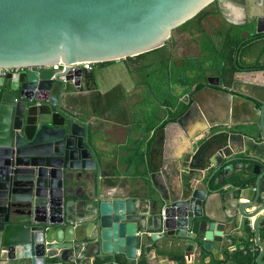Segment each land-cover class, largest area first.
I'll list each match as a JSON object with an SVG mask.
<instances>
[{
  "label": "water",
  "instance_id": "1",
  "mask_svg": "<svg viewBox=\"0 0 264 264\" xmlns=\"http://www.w3.org/2000/svg\"><path fill=\"white\" fill-rule=\"evenodd\" d=\"M218 1L0 0V68L17 69L0 77L3 258L45 264L121 254L133 261L138 244L148 233L151 240L183 239L186 251L196 248V239L215 256L228 247L223 242L225 224L202 220L207 192L195 186L194 177L177 179L167 197L159 192L151 196L150 209L144 207L143 197L137 204L122 195L96 190L102 174L100 162L90 142L88 124L75 117L74 97L93 79L85 69H70L159 50L170 42L173 31ZM245 6L246 34L257 42L264 36V2L248 0ZM54 65L63 70L55 71ZM206 82L213 86L209 79ZM209 86L190 97L192 103L183 117L197 110L203 92L222 98L226 115L214 123L202 109L208 129L229 125L227 114L230 117L234 101L247 102L264 144V102L256 109L252 101L259 93L238 96ZM242 128L249 132L252 124ZM230 139L228 135V140L209 144L194 161L202 169L213 168L212 174L219 176L221 183L231 170ZM248 161L254 163L251 171L241 182L232 180L240 187L229 184L233 191L222 195L227 219L237 214L251 218L264 210L257 202L264 192V155L252 150ZM252 185L255 196L239 203L246 195L245 187ZM250 207L255 210L245 213ZM262 220L264 214L255 218L253 226L256 243L264 252L258 241Z\"/></svg>",
  "mask_w": 264,
  "mask_h": 264
},
{
  "label": "crops",
  "instance_id": "2",
  "mask_svg": "<svg viewBox=\"0 0 264 264\" xmlns=\"http://www.w3.org/2000/svg\"><path fill=\"white\" fill-rule=\"evenodd\" d=\"M247 1L243 0L241 4L238 0H220L212 3L214 9L203 11L201 33L203 41L208 38L211 44L207 51L201 49L204 54L200 66L187 70L182 59L175 65L169 58L171 49L164 56L161 55L166 58V66L162 71L166 75H170L175 66L178 70L184 67L185 76L197 77L189 85L175 84V87L179 86L176 88L179 92L183 91L175 102L165 101L158 94V98L165 102L156 103L155 96L151 93L154 85L149 80V73L142 74L141 79L138 77V61L141 56L91 65L88 72L93 81L85 84L84 92L74 95L77 104L75 117L88 124L90 142L100 162L102 174L95 186L97 191L122 195L136 200L137 204L140 203V197H143L144 207L150 209L153 200L151 196H156L159 192L167 197L173 186L175 187L177 179L194 177L192 181L195 186L207 192V205L202 220L225 224L223 242L228 247L221 249L220 254L215 256L202 249V241L196 239V248L186 251V242L183 239L163 237L151 240L148 233L143 242L138 244L137 259L133 261L118 254L114 258L94 256L82 260L73 259L71 262L55 261L45 264H140V259H143V264H180L175 256L183 264H238L235 260L238 257L233 256L236 251L249 254L256 264H264V252L256 243L253 226L255 218L262 216L264 210L251 218L237 214L234 218L227 219L222 205V195L233 191L228 185H241L233 183L232 180L241 182L251 171L254 165L248 161L251 151L255 150L264 155L259 123L251 121L250 104L234 101L230 117L227 114L229 125L208 129L202 109L214 123L221 122L226 115L222 98L203 92L198 97L200 105H197V110L183 117L186 110L177 119H172L180 104L190 106L192 94L209 86L206 82L208 79L213 84L209 87L238 96L254 95L257 90H264V44L260 45L251 39L252 36L246 34ZM207 27L212 30V34L206 31ZM157 54L159 52L153 56ZM155 63L156 59H153V63L147 64L145 68L149 69L148 66H155ZM170 87L171 85L168 86L169 89ZM257 96L258 99L252 100L256 109L260 106L257 103L264 102V92ZM63 106L69 107L67 104ZM255 117L254 115L253 118ZM178 119L181 120L180 123L176 122ZM248 123L252 124V129L245 132L242 127ZM228 135L231 136L232 145L228 147L231 151V170L226 174L225 182L221 183L219 176L212 174L213 168L202 169L194 161L209 144L228 140ZM184 165L188 168L183 167ZM221 187L224 189L220 190ZM245 188L246 195L238 200L239 203H247L255 196L254 185ZM257 202L264 205V192L260 194ZM253 210L255 207L247 208L244 212ZM262 234L264 220L259 222L258 235V241L264 246ZM3 257L5 256L0 250V264H29L26 260L8 261Z\"/></svg>",
  "mask_w": 264,
  "mask_h": 264
},
{
  "label": "rangeland",
  "instance_id": "3",
  "mask_svg": "<svg viewBox=\"0 0 264 264\" xmlns=\"http://www.w3.org/2000/svg\"><path fill=\"white\" fill-rule=\"evenodd\" d=\"M212 9H214V4L209 5L204 10L208 11ZM193 24L194 23H191L185 28L181 27L173 31L170 42L165 44V48L162 51H159V54H157L159 56H153L154 53H151L148 55L141 56L140 60L138 61V66H140L138 77L141 79L142 74H146L147 72L149 73V80L154 85L153 89L151 90V93L153 96H155L156 103L162 101V99L158 98V94H160V97L163 98V100L173 103L177 100V96L181 95L183 91L179 92V89H176L177 87L179 88V86L175 87V84H177L175 81V79L177 78L176 74L166 75L164 72H161L158 69L159 67H157L156 64V66H154L153 64L149 65V69H146L145 67L147 64L153 63V59H156L157 62L159 61V59H165V57L163 56L164 54H167L168 49H171L172 51L171 56H169V58L175 65H178L180 59H182L184 67L186 65H193V68H195L196 66H200L201 57L204 54L202 51H204V49L210 46L211 40L206 38L203 41V35L201 33L202 31L198 26H194ZM206 31L209 34H212V30L209 27H207ZM158 65L161 66L160 64ZM142 66L144 67L142 68ZM150 66H153L155 68L153 69L152 67V69H150ZM173 72L177 73L176 71ZM170 85L171 87L169 89L168 86Z\"/></svg>",
  "mask_w": 264,
  "mask_h": 264
},
{
  "label": "trees",
  "instance_id": "4",
  "mask_svg": "<svg viewBox=\"0 0 264 264\" xmlns=\"http://www.w3.org/2000/svg\"><path fill=\"white\" fill-rule=\"evenodd\" d=\"M204 11V10H203ZM203 11L199 14V15H197L196 17H194L193 19H191L190 21H188V22H186L183 26H181L182 28H185V27H187V26H189L191 23H194L193 25L194 26H198L199 28H200V30L202 31V25H201V19H202V14H203ZM180 27V28H181ZM165 48V46L164 47H162L161 49H159V50H156V51H154V52H150V53H147V54H151V53H156V52H159L160 50L162 51L163 49ZM208 48H210V46L208 47ZM207 49V48H206ZM206 49H204V51H207ZM210 51V50H209ZM147 54H144V55H147ZM144 55H142V56H144ZM159 59V58H158ZM166 59V58H165ZM164 58H163V60L162 59H159V61L157 62L156 61V65H157V67H159L158 69L162 72L163 71V69L165 68V66H166V64H164V61H166ZM127 60H130V58L129 59H127ZM104 64H106V63H104ZM158 64H160L161 66H159ZM155 65V66H156ZM186 68H187V70H189V69H192L193 68V65H189V66H185ZM256 68H261V67H256ZM185 68L183 67L181 70H178V69H175V66H173V68H172V71H171V74H176L177 75V78L175 79V81H176V83L177 84H181V85H183V84H185V85H189V84H191V83H194L196 80H197V77H194V78H189V77H187V76H185V70H184ZM250 69V68H249ZM252 69V68H251ZM186 70V71H187ZM159 71V72H160ZM173 71H176L177 73H175V72H173ZM185 78H187V79H185ZM260 104L259 103H257V106H259ZM188 105H184V104H180V106H179V109L175 112V114H173L172 115V119L173 120H175V119H177L180 115H182L187 109H188ZM262 236H264V234H262ZM233 256L235 257H238V259H235V260H237V263L238 264H256L255 262H254V258L253 257H251L249 254L247 255V254H243V252L242 251H236V252H234V254H233ZM171 259H174V258H172L171 257ZM175 259L177 260V261H179V263L180 264H183L182 262V260L181 259H179V258H177L176 256H175ZM141 261L143 260V259H140ZM141 261L139 262L140 264H143V261H142V263H141Z\"/></svg>",
  "mask_w": 264,
  "mask_h": 264
},
{
  "label": "built area",
  "instance_id": "5",
  "mask_svg": "<svg viewBox=\"0 0 264 264\" xmlns=\"http://www.w3.org/2000/svg\"><path fill=\"white\" fill-rule=\"evenodd\" d=\"M51 68L54 69L55 71H62L63 70V68L60 65H54ZM76 68H82V69H85L87 71H90L91 70V64H77V65L70 67L71 70H74ZM16 70L15 69L0 68V77L5 76L9 73H13ZM231 249H234V247H232ZM74 264H85V263H74Z\"/></svg>",
  "mask_w": 264,
  "mask_h": 264
},
{
  "label": "flooded vegetation",
  "instance_id": "6",
  "mask_svg": "<svg viewBox=\"0 0 264 264\" xmlns=\"http://www.w3.org/2000/svg\"><path fill=\"white\" fill-rule=\"evenodd\" d=\"M238 1H239V3L243 4V0H238ZM262 2H264V0H262ZM247 19H248V17H247ZM257 42H259L260 45H261V44H264V36H263V37H260L259 40H258ZM196 84H197V83H196ZM198 91H199V90H198ZM196 92H197V90H196ZM263 92H264L263 89L257 90V93H259V94H261V93H263ZM192 95H193V94H192Z\"/></svg>",
  "mask_w": 264,
  "mask_h": 264
}]
</instances>
